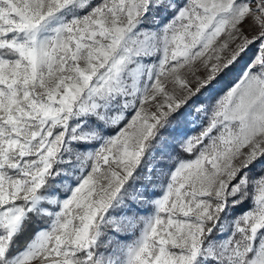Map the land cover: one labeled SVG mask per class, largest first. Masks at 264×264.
Masks as SVG:
<instances>
[{"label": "snow or ice", "instance_id": "obj_1", "mask_svg": "<svg viewBox=\"0 0 264 264\" xmlns=\"http://www.w3.org/2000/svg\"><path fill=\"white\" fill-rule=\"evenodd\" d=\"M35 262L264 264V0H0V264Z\"/></svg>", "mask_w": 264, "mask_h": 264}, {"label": "rangeland", "instance_id": "obj_2", "mask_svg": "<svg viewBox=\"0 0 264 264\" xmlns=\"http://www.w3.org/2000/svg\"><path fill=\"white\" fill-rule=\"evenodd\" d=\"M242 30L244 32L245 35L249 36V38L254 34L255 32V29H249V25H248V22H246L243 26H242ZM223 39H226V36L224 34H222V36L220 37V40H223ZM232 47H234V45H231ZM256 50H257V44H252L248 49L247 51L242 55V57L239 59V61L236 63L235 67L233 68L232 72L229 74V76L227 78H225L222 82H221V85H220V89L217 90L218 94H222V90H226L224 88V86L226 84H229L231 81H233L236 76L239 75V71L240 69H242L244 67V65L248 62V60L256 53ZM225 55H228L227 52L224 53ZM196 68L200 69V74H203V68H202V65L197 63L196 64ZM184 75H186L190 80L192 79V76H191V71L189 69H185ZM168 88L169 90L172 89V85L169 84L168 85ZM146 108H148L149 110H154V106L151 104V102H149L148 104L145 105ZM189 119H193L192 117H190ZM200 123L199 120L196 121V124L198 125ZM171 126H174V122ZM200 131V128L195 126V125H190L189 128H188V131H187V134L189 136H192V135H196L198 134ZM157 159H159V157H157ZM169 164L172 163L171 160L168 161ZM157 192H159L161 189H160V186L158 185L155 189ZM250 206V202L249 203H245L244 205H242V210H239V207L236 209L235 211V215H239L241 214L243 211H246L248 210ZM146 210L142 213V215L144 216H147L149 215L150 213V210H151V205L148 204V205H144L143 206ZM235 215L231 218V219H234L235 218ZM238 238V237H237ZM131 239V237H129V240ZM35 264H38V262H35Z\"/></svg>", "mask_w": 264, "mask_h": 264}, {"label": "trees", "instance_id": "obj_3", "mask_svg": "<svg viewBox=\"0 0 264 264\" xmlns=\"http://www.w3.org/2000/svg\"><path fill=\"white\" fill-rule=\"evenodd\" d=\"M239 210H242L241 206L239 207ZM37 227H44V221L39 220V222H37L35 219L33 220L31 226L27 228V231L24 233V235L19 237L17 241L20 248L24 247L25 242L32 236Z\"/></svg>", "mask_w": 264, "mask_h": 264}]
</instances>
